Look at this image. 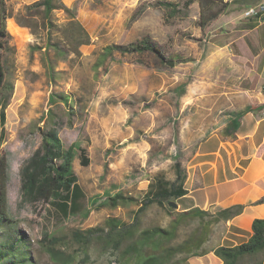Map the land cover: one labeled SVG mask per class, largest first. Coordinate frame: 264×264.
<instances>
[{
  "label": "rangeland",
  "instance_id": "1",
  "mask_svg": "<svg viewBox=\"0 0 264 264\" xmlns=\"http://www.w3.org/2000/svg\"><path fill=\"white\" fill-rule=\"evenodd\" d=\"M159 1L183 6L186 0H82L74 4L71 8L89 33L91 42L79 48L80 55H70L67 61L57 63L59 73L52 84L42 64L46 28L41 15L30 13L26 8L31 3L25 4L23 0L6 2L11 15L6 20L10 38L8 47L0 51V60L14 90L5 110L0 153L7 155L10 165L8 202L19 220L20 231L28 240L34 264H57L42 244L45 232L64 239L65 249L76 255L71 264H142L144 258L160 255L165 247L181 243L197 228L198 219H186L177 228L174 239L162 242L160 247L148 243L140 257L125 251L131 241L140 239L142 231L157 226L169 229L175 217L174 209L161 202L148 205L142 212L139 210L147 200V185L156 173L162 172L170 180L174 178L171 156L178 152L182 118L177 116L179 99L173 89L188 80L191 94L221 93L226 87L209 82L226 75L223 54L216 52L217 46L232 40L230 33L221 34L226 12L218 17L217 25L212 23L203 30L199 25L198 0L187 9L182 7V12L175 17H170ZM258 1L248 0L242 9H251ZM52 20L57 26L52 38L58 40L57 28L66 24L69 16L63 10H55ZM259 31L264 33V29ZM144 39L157 45L166 61H174V66L160 68L150 54L130 58L114 53L94 70L105 46L127 45ZM216 56L221 57L220 64L216 63ZM198 79L205 81L198 82ZM52 92L69 94L72 109L60 103L50 107L48 96ZM49 109L56 116L55 128L64 145L79 140L89 158L87 167L80 166L78 160L73 163L85 195V209L77 217H57L54 207L47 203L17 208L19 170L41 144L42 133L49 126L40 118ZM137 137V142H129ZM112 184L134 201L100 210L88 203L89 198L101 195ZM136 214H139V224L133 239L124 240L119 249H114L102 231L105 222L116 218L131 224ZM94 228L100 231H92L88 245L80 248L74 241V233L87 235ZM211 230L207 247L216 244L222 229L213 224ZM191 257L177 254L163 261L164 264H191ZM251 261L245 258L239 264Z\"/></svg>",
  "mask_w": 264,
  "mask_h": 264
},
{
  "label": "trees",
  "instance_id": "2",
  "mask_svg": "<svg viewBox=\"0 0 264 264\" xmlns=\"http://www.w3.org/2000/svg\"><path fill=\"white\" fill-rule=\"evenodd\" d=\"M194 1L186 0L183 6L179 3L165 1L158 3L168 11L170 17H175L182 12V7L187 9ZM6 2L7 0H0V51L8 47L10 38L6 28V20L11 15L7 12ZM198 5L199 25L201 29L205 30L227 11L228 2L224 0H198ZM26 9L30 13H39L46 28L42 64L48 81L52 84L56 81L59 73L57 63L67 61L70 55H80L79 48L88 45L91 42V37L76 18L72 8L65 6L60 0H38L28 5ZM55 10H63L69 16L67 23L61 28H57L60 33L58 40L52 38V33L57 27L52 20V13ZM15 20L18 24L23 25L17 17ZM114 53L130 58L150 54L156 59L160 68H167L165 65L166 58L161 50L149 39H144L127 45L112 44L105 46L94 64V70L97 71ZM137 63L144 65L141 60H137ZM188 82L189 80L173 89L177 99L186 93ZM13 90V82L7 77L4 64L0 60V146L4 141L5 110ZM57 103L62 104L64 108L72 109V99L69 94L57 92L49 94L48 105L52 107ZM55 117L53 110L49 109L40 118L49 127L42 133L41 144L23 161L20 167L17 208L20 210L26 205L36 207L38 204L47 203L54 207L57 217H77L85 209L83 206L85 195L74 173L73 163L78 160L80 166L87 167L89 158L86 155V149L79 140L74 141L69 146L64 145L55 128ZM137 141L138 137L129 142ZM177 151L171 156L174 178L170 180L165 177L164 173H156L147 185V200L141 204L140 212L150 204L157 202L168 204V202L175 201L187 194V190L184 188L186 171L182 164L183 156L179 152V148ZM10 179V165L7 155L2 152L0 153V264H34L29 253L28 240L20 231L19 220L8 202L7 187ZM114 190L116 192L112 193ZM133 201L131 196L125 195L113 184L109 190H105L101 195L97 194L88 199V203L96 210L107 206L116 208ZM260 202H264V197ZM242 210L243 206L238 205L219 211L214 216L198 209L184 212L181 214L182 218L172 220L169 229L157 226L142 231L140 239L131 241L126 246L125 251L127 254L134 253L135 256L140 257L141 250L146 244L154 243L160 247L162 242H169L174 239L177 228L184 220L198 219L197 228L181 243L165 247L158 256L151 255L144 258L142 264H164L163 260L177 254H186L189 257L202 256L210 252H213L221 260V264H239L245 258L252 260L250 264H263L264 219H255L252 222V235L245 243L234 247L217 246L211 250L206 245L211 241V226L213 224L218 225L221 221L231 219L239 215ZM83 215L86 217L88 211L84 212ZM138 224L139 214L135 215L131 224H125L119 219L112 218L105 222L106 226L102 231L106 232L110 245L114 249H119L124 240L133 239ZM92 231H100V228L88 230L87 235L80 232L74 233V241L80 248L88 245ZM42 244L50 258L57 264H71L74 256H76L73 252H68L65 249L62 237L48 236L45 232Z\"/></svg>",
  "mask_w": 264,
  "mask_h": 264
},
{
  "label": "crops",
  "instance_id": "3",
  "mask_svg": "<svg viewBox=\"0 0 264 264\" xmlns=\"http://www.w3.org/2000/svg\"><path fill=\"white\" fill-rule=\"evenodd\" d=\"M60 1L71 8L82 0ZM226 1L221 34L230 33L232 40L216 50L223 54L226 75L209 80L210 84L226 87L221 93L191 94L188 84L177 105V116L182 118L177 139L187 194L174 201V218L194 209L214 216L227 208L243 206L239 215L218 224L222 230L216 244L208 246L210 250L247 242L252 222L264 219V202H260L264 197V33L259 31L264 29V15L244 17L242 4L248 0ZM219 21L216 19L213 25ZM218 57L216 63L220 64ZM189 262L221 264L213 252L193 256Z\"/></svg>",
  "mask_w": 264,
  "mask_h": 264
},
{
  "label": "built area",
  "instance_id": "4",
  "mask_svg": "<svg viewBox=\"0 0 264 264\" xmlns=\"http://www.w3.org/2000/svg\"><path fill=\"white\" fill-rule=\"evenodd\" d=\"M261 15H264V0H261L255 7L244 11V17H253Z\"/></svg>",
  "mask_w": 264,
  "mask_h": 264
},
{
  "label": "water",
  "instance_id": "5",
  "mask_svg": "<svg viewBox=\"0 0 264 264\" xmlns=\"http://www.w3.org/2000/svg\"><path fill=\"white\" fill-rule=\"evenodd\" d=\"M262 20H264V17L262 18ZM165 64H166V66L173 67L174 61H166ZM168 206H170L173 209H177V204L174 201L168 202Z\"/></svg>",
  "mask_w": 264,
  "mask_h": 264
}]
</instances>
